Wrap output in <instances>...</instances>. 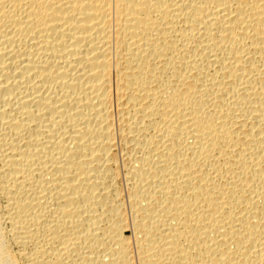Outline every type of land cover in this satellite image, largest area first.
<instances>
[{"label":"bare ground","instance_id":"obj_1","mask_svg":"<svg viewBox=\"0 0 264 264\" xmlns=\"http://www.w3.org/2000/svg\"><path fill=\"white\" fill-rule=\"evenodd\" d=\"M0 264H264V0H0Z\"/></svg>","mask_w":264,"mask_h":264}]
</instances>
